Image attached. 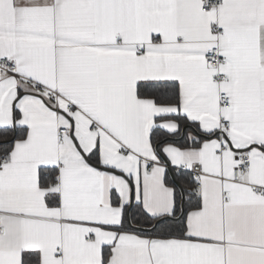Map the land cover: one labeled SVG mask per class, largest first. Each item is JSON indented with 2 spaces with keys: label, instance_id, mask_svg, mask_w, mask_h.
I'll return each mask as SVG.
<instances>
[{
  "label": "snow or ice",
  "instance_id": "6c2138e0",
  "mask_svg": "<svg viewBox=\"0 0 264 264\" xmlns=\"http://www.w3.org/2000/svg\"><path fill=\"white\" fill-rule=\"evenodd\" d=\"M0 264H264V0H0Z\"/></svg>",
  "mask_w": 264,
  "mask_h": 264
}]
</instances>
